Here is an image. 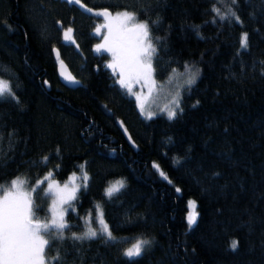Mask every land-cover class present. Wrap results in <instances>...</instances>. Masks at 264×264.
Wrapping results in <instances>:
<instances>
[{"label": "trees", "instance_id": "16d2710c", "mask_svg": "<svg viewBox=\"0 0 264 264\" xmlns=\"http://www.w3.org/2000/svg\"><path fill=\"white\" fill-rule=\"evenodd\" d=\"M226 5L235 16L221 20L213 6ZM96 9L149 23L155 81L173 67L197 73L174 118L142 115L115 81L94 48ZM52 46L79 84L57 79ZM0 77L14 93L0 97V185L19 175L30 186L46 171L62 179L79 165L87 173L49 264H264V0H0ZM114 179L123 186L104 193ZM30 194L45 219L43 184ZM90 229L97 236L73 238ZM136 236L150 243L129 258L122 248Z\"/></svg>", "mask_w": 264, "mask_h": 264}, {"label": "snow or ice", "instance_id": "6c2138e0", "mask_svg": "<svg viewBox=\"0 0 264 264\" xmlns=\"http://www.w3.org/2000/svg\"><path fill=\"white\" fill-rule=\"evenodd\" d=\"M75 2L80 3V0H75ZM89 11L91 10L89 9ZM213 11L221 20L227 19L230 15L235 16L231 9L224 14H221L219 8H214ZM98 15H103L108 19V23L105 25L108 29V35L104 38L105 42L96 46L97 52L103 49L112 53L113 62L107 67L113 70L119 68L120 79L118 82L129 92H132L133 82H143L151 92L152 85L155 83L152 60L157 49L152 42L149 23L147 21L136 22V14L128 11L117 12L113 15L105 9L103 13H98ZM236 19L239 18L236 17ZM72 31L71 28L65 30V40L72 39ZM96 31L99 33L100 28H97ZM240 46L242 49L248 47L247 33L242 35ZM196 76V72L191 73L187 83H194ZM5 95L14 96V93L7 82L0 80V97ZM137 99L139 100L140 97L137 96ZM140 107L144 111V105L141 104ZM147 115L151 118L152 113L148 112ZM175 115L174 110L168 111L170 119L174 118ZM44 159L46 160L47 157ZM153 166L159 168V165L154 164ZM161 175H163L162 172ZM50 176L51 173L43 180L37 181L31 192L34 193ZM74 177L75 174H73V179ZM84 180H87V174L84 175ZM26 183V180L17 177L11 181L10 186L0 185V192L3 193L0 196V264H49V259L46 258V249L51 247L56 238L63 239L64 230L70 227L64 221V213L68 209L63 206H71V201L75 199L77 186L73 185L72 188H69L68 183L65 182L63 187H60L56 181L48 184L45 191L46 194L53 197V209L51 220L45 222L35 217V211L40 209L35 205L32 195L21 190V186ZM122 186L123 182L117 181L106 189V192L111 195L113 192L119 191ZM179 191L180 189H177V192ZM188 206L190 211L187 220L189 227H191L196 222L198 215L195 211L196 202L190 200ZM100 223L103 225L101 231L106 233L109 239H112L111 231L102 219ZM53 233H55V237H53ZM72 235L74 239L85 237L90 239L97 236V231L90 229L81 235L76 233ZM45 236L52 237V239H45ZM149 243L150 241L147 240H138L125 251L124 255L129 258L139 256ZM231 247L235 249L237 242L233 241ZM51 260L59 261V257H52Z\"/></svg>", "mask_w": 264, "mask_h": 264}, {"label": "rangeland", "instance_id": "374dc122", "mask_svg": "<svg viewBox=\"0 0 264 264\" xmlns=\"http://www.w3.org/2000/svg\"><path fill=\"white\" fill-rule=\"evenodd\" d=\"M232 1V0H231ZM213 8H217L216 6H213ZM225 8H228V5H226ZM229 9V8H228ZM105 9H96L94 10V13L98 16V20L95 22L94 28H93V32L97 35V41L94 45V48L96 49L97 45H101L105 42L104 38L105 36L108 35V29L105 27V25L108 23V19L103 16V15H98V13H103ZM110 13H112L113 15H115L117 12H124V11H128L131 12L129 10H125V9H115V10H109L107 9ZM227 10V9H226ZM226 10H222L221 12H224ZM136 22H143V20L137 19ZM100 28V32L97 33L96 29ZM66 29L63 30V37H64V32ZM243 34H241L242 37ZM240 37V38H241ZM65 39V38H64ZM241 41V39H240ZM106 54V63L109 65L113 62V57H112V53L106 50H101ZM110 68V67H109ZM110 71L112 72V74L115 77V81L120 85V83L118 82L120 79V71L119 68L113 70L112 68H110ZM191 75V72H177V70H175V67H173L171 69V71L169 72L168 75H166V77H164L162 80V82L160 80L155 81L154 78L153 80L155 81V83L152 85V89L151 92H149V88L148 86H146L143 82L140 83H132V92H129L127 88L123 87L126 92L130 93L133 98L134 101L136 103L137 109L139 111V113H141L144 116H148L147 113H155V112H160L165 116H168V111L169 110H174L177 107V101H179V96H180V90L182 88V85L188 81L189 77ZM0 80L7 82L4 78L0 77ZM135 93V94H133ZM137 96L140 97V99H137ZM143 104L144 105V111L141 110L140 105ZM50 172L46 171L44 172L42 175H40L39 177H37L35 179V181L33 182V184H31L30 186H26L25 184L21 186V190L24 192H28L30 193V190L32 188V186L36 185L37 181L43 180L46 176H48ZM73 174H75V177L73 179ZM87 174L85 172V170L81 167V165H79V167L75 170H71L69 171L64 178L62 179H56L52 176H50V178L43 184V190L44 192H46L45 190L48 187V184L52 183L53 181H56L59 183L60 187H63L64 183L67 182L69 188H72L73 185L77 186V188L80 185L85 184V180H84V175ZM17 177H20L19 175H13L9 181L3 185L5 186H10L11 181L13 179H16ZM21 178V177H20ZM22 179V178H21ZM120 181V179H114L112 181H109L103 188L104 193L106 192V189H108L110 186L114 185L115 182ZM3 193L0 192V196H2ZM48 195V194H47ZM190 200H193V198L189 197L186 198V208L184 210V219L187 225L188 224V220H187V216L188 213L190 211L189 206H188V202ZM72 204V203H71ZM65 206H69V205H64ZM96 206V219L98 220L100 227L99 229L103 228V225L100 223V220L102 218L101 216V212L100 209L98 207V204H95ZM52 209H53V197L51 195H48V204H47V217L41 221H50L52 218ZM196 211V208H195ZM104 224L105 221L103 220ZM87 229H89V227L86 226ZM138 240H142L139 236H136L130 243L124 245V247L122 248V252L125 253V251L128 248H131L133 244H135Z\"/></svg>", "mask_w": 264, "mask_h": 264}, {"label": "water", "instance_id": "95a60500", "mask_svg": "<svg viewBox=\"0 0 264 264\" xmlns=\"http://www.w3.org/2000/svg\"><path fill=\"white\" fill-rule=\"evenodd\" d=\"M52 57L55 59V73L57 79L64 85L72 87L79 84V79L73 75L63 58L59 57L56 46L51 47ZM75 81V82H72Z\"/></svg>", "mask_w": 264, "mask_h": 264}]
</instances>
